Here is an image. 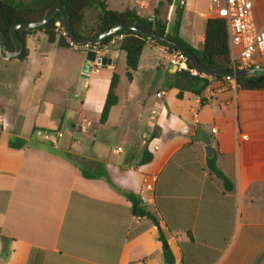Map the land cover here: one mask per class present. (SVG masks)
<instances>
[{"label":"crops","instance_id":"crops-1","mask_svg":"<svg viewBox=\"0 0 264 264\" xmlns=\"http://www.w3.org/2000/svg\"><path fill=\"white\" fill-rule=\"evenodd\" d=\"M252 1L264 30V0ZM211 9L208 0H189L183 10L181 37L194 48ZM88 12L99 19V9H86L84 23ZM26 44L25 59L0 55V264H168L166 250L173 264H264V91L212 80L199 98L179 99L176 70L153 43L128 103L116 109L118 96L101 124L126 54L117 47L110 65L92 63L85 73L87 54L50 43L43 31ZM84 119L96 133L75 129ZM200 127L234 190L209 169ZM38 128L63 130L62 146L36 139ZM146 183L151 203L141 195ZM126 193L151 217L137 220Z\"/></svg>","mask_w":264,"mask_h":264},{"label":"trees","instance_id":"trees-1","mask_svg":"<svg viewBox=\"0 0 264 264\" xmlns=\"http://www.w3.org/2000/svg\"><path fill=\"white\" fill-rule=\"evenodd\" d=\"M173 0H166V4H172ZM163 4L160 3V7ZM61 6L67 9L72 31L79 37H96L101 32L120 24H134L151 30L159 35L166 36L177 42L196 57L198 62L210 69L221 71H238L235 67L229 45L228 23L215 15H209L205 26V39L200 49L194 48L189 42L181 37L182 13L177 10L173 25L168 28L167 21L162 17L159 9L153 12V19L140 16L133 7L123 11L110 9L106 0H0V30L7 39V50L14 51L15 46L11 40V28L20 23L38 22L43 19L46 11L51 7ZM90 8L100 10L97 23L88 31L84 26V11ZM60 22L63 26L62 16L57 13L52 17L47 25L37 29H21L17 32L18 39L23 45V51L18 57L25 59L28 56L26 37L34 32L43 31L50 43L57 42L59 46L71 47L66 40L59 36L56 31V23ZM125 35L120 41L118 48L126 54L127 72L126 76L132 81L134 73L137 71L142 54L146 46L153 44L161 45L174 50L146 35L138 32L126 30L119 31L114 35L105 38L100 45L107 44L113 37ZM189 68H194L188 61ZM199 73H201L199 71ZM214 80H224V76H212ZM174 86L179 89L178 98L182 99L186 93L202 95L210 85V81L204 77L191 75L187 71H176L173 73ZM120 83L119 75L114 72L111 78L106 101L101 113L100 123L105 124L108 120L111 109L118 104L117 89ZM237 85L243 90L264 91V75H255L246 78L236 79ZM22 141L11 143L12 147L23 145ZM209 169L223 182L227 191L234 190V184L218 169L215 157L208 159ZM86 178H95L88 172L82 170ZM126 197L132 202V213L136 217H151L143 208L141 201L133 194L126 193ZM165 262L174 263V258L169 250L165 251Z\"/></svg>","mask_w":264,"mask_h":264},{"label":"built area","instance_id":"built-area-1","mask_svg":"<svg viewBox=\"0 0 264 264\" xmlns=\"http://www.w3.org/2000/svg\"><path fill=\"white\" fill-rule=\"evenodd\" d=\"M189 0H173L169 5V13L177 10H184L188 5ZM211 9V15H215L224 19L228 23L229 45L231 50L232 61L238 70L259 68L264 66V30L261 29L255 19L254 5L252 0H208ZM153 0H134L133 9L137 13L149 19H153V12H149ZM56 31L59 36L63 37L71 49L88 53L95 52L96 57L107 58L112 51L119 46L120 41L125 35H117L113 37L107 44H77L68 35L64 26L60 22L56 23ZM154 43V42H152ZM169 58L170 65L176 71H187L191 75L200 76L208 79L210 82L214 80L212 75L199 73L196 68H189L188 57L179 50H169L164 47ZM257 56L260 57L258 60ZM96 65L95 63H93ZM98 66V65H96ZM223 87L228 88L231 85L238 86L236 79L225 77ZM162 93L158 94L161 97ZM199 98V95H198ZM156 114V111H153ZM75 129L83 133H96L93 123L89 120H82L76 124ZM212 134H217L216 129L212 130ZM34 136L36 139L51 145L53 148H60L65 139V132L63 130H44L35 129ZM120 150V148H119ZM153 183H146L141 195L146 203L153 201ZM137 220L142 217H136Z\"/></svg>","mask_w":264,"mask_h":264},{"label":"water","instance_id":"water-1","mask_svg":"<svg viewBox=\"0 0 264 264\" xmlns=\"http://www.w3.org/2000/svg\"><path fill=\"white\" fill-rule=\"evenodd\" d=\"M57 13L61 14L63 26L65 30L67 31L69 37L77 44H99L105 38L110 37L119 31L130 30V31H134V32H138L143 35H146L166 46L172 47L175 50H179L183 52L188 57L192 66L202 73L212 75V76H224V77L229 76L234 79H241V78H246V77L255 76V75H264V66L259 67V68H249V69H243V70H238V71H221V70L210 69L200 64L198 60L196 59V57L192 54V52L188 50L186 47H184L183 45L172 41L166 36L159 35L151 30H148L146 28H143V27H140L134 24L115 25L112 28L101 32L96 37H86V36L79 37L75 35L72 31L67 9L61 6H55V7H51L50 9H48L43 19L38 22L20 23V24L13 26L11 28L10 36L15 46L14 51L7 50V39L5 35L3 34V32L0 30V55L1 57L4 59H9L12 57H19L23 51V45L18 39L17 32L21 29H37V28L44 27L45 25L49 23L50 19L54 17ZM92 63H95L98 66L105 67L111 64V60L108 58L96 57L95 52H88L85 73L91 70L90 64ZM197 135L198 137L196 141L204 143L206 145L207 155L209 157H212L214 154V145L212 144V138L210 137V135L206 131H204V129L201 127L198 129Z\"/></svg>","mask_w":264,"mask_h":264},{"label":"rangeland","instance_id":"rangeland-1","mask_svg":"<svg viewBox=\"0 0 264 264\" xmlns=\"http://www.w3.org/2000/svg\"><path fill=\"white\" fill-rule=\"evenodd\" d=\"M133 2L134 0H107L108 7L110 9L119 10V11L123 10L125 7L131 8V6L133 5ZM160 3L163 4L161 7H160ZM155 9L160 10V12L162 13V17L168 23V28H171V26L173 25L174 17H175V12H173L172 17L169 20V5L166 4V0H153L149 12H154ZM94 18L96 17L92 18V15L89 12L87 13V20L84 23L86 31L90 30L97 23V21ZM73 51H76V50H73ZM115 71L121 78V82L119 84V89H118V96L121 100V104L120 106H118V108H116L119 110L122 105L128 103L129 97L132 96V85L126 76L127 63H126L124 54L120 55V58L117 61V67ZM66 73L69 74V71H66ZM115 115H117V113ZM115 115H114V119L116 120L117 116ZM92 118L97 119L98 117L93 116Z\"/></svg>","mask_w":264,"mask_h":264}]
</instances>
